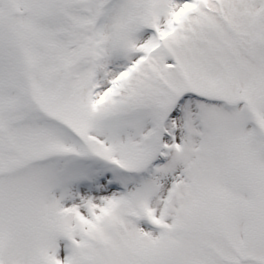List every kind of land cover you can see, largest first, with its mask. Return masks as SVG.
<instances>
[{
	"label": "snow or ice",
	"instance_id": "1",
	"mask_svg": "<svg viewBox=\"0 0 264 264\" xmlns=\"http://www.w3.org/2000/svg\"><path fill=\"white\" fill-rule=\"evenodd\" d=\"M0 264H264V0H0Z\"/></svg>",
	"mask_w": 264,
	"mask_h": 264
}]
</instances>
